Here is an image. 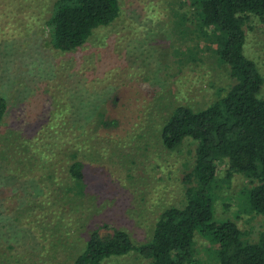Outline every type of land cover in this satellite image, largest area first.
Segmentation results:
<instances>
[{"label":"rangeland","instance_id":"rangeland-1","mask_svg":"<svg viewBox=\"0 0 264 264\" xmlns=\"http://www.w3.org/2000/svg\"><path fill=\"white\" fill-rule=\"evenodd\" d=\"M54 1L0 0V264H73L104 226L126 230L136 245L148 241L159 214L184 203L193 165L195 144L165 149L162 125L176 106L202 109L233 82L191 0H119L118 17L68 52L49 43ZM245 33L264 98V21L251 16ZM99 119L117 124L106 129ZM72 154L84 162L80 196L63 189ZM226 169L218 163L214 217L255 241L264 214L240 202L250 183ZM194 248L201 264H217L216 244L196 233ZM147 263L134 250L102 264Z\"/></svg>","mask_w":264,"mask_h":264},{"label":"trees","instance_id":"trees-1","mask_svg":"<svg viewBox=\"0 0 264 264\" xmlns=\"http://www.w3.org/2000/svg\"><path fill=\"white\" fill-rule=\"evenodd\" d=\"M190 5L203 39L216 59L227 66L233 82L202 109L176 106L160 129L165 149L174 150L185 140L195 144L192 168L183 178L184 203L166 207L156 219L150 239L138 245L122 228L94 229L73 264H102L134 250L147 264H201L194 248L196 233L217 245V264H264V229L250 241L234 221L216 220L213 195L217 166L224 161L227 177L241 173L250 183L239 194L240 202L243 199L244 206L264 214L263 77L243 52L245 24L251 16L264 21V0H191ZM119 12V0H55L45 21L49 43L61 52L75 50L96 28L113 22ZM197 46L190 47L191 57ZM6 110L7 100L0 94V122ZM98 122L106 129L117 124L115 119ZM70 158L63 189L80 196L84 162L75 154ZM43 192L44 197L50 195L47 187Z\"/></svg>","mask_w":264,"mask_h":264}]
</instances>
